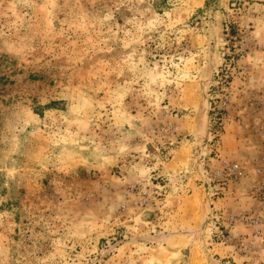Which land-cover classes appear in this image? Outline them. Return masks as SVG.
Segmentation results:
<instances>
[{
    "label": "rangeland",
    "instance_id": "obj_1",
    "mask_svg": "<svg viewBox=\"0 0 264 264\" xmlns=\"http://www.w3.org/2000/svg\"><path fill=\"white\" fill-rule=\"evenodd\" d=\"M262 198L264 0H0V264H264Z\"/></svg>",
    "mask_w": 264,
    "mask_h": 264
},
{
    "label": "crops",
    "instance_id": "obj_2",
    "mask_svg": "<svg viewBox=\"0 0 264 264\" xmlns=\"http://www.w3.org/2000/svg\"><path fill=\"white\" fill-rule=\"evenodd\" d=\"M225 249L222 250V252H224ZM226 253V252H225Z\"/></svg>",
    "mask_w": 264,
    "mask_h": 264
},
{
    "label": "built area",
    "instance_id": "obj_3",
    "mask_svg": "<svg viewBox=\"0 0 264 264\" xmlns=\"http://www.w3.org/2000/svg\"><path fill=\"white\" fill-rule=\"evenodd\" d=\"M234 168H236V166H234ZM262 199H264V198H262Z\"/></svg>",
    "mask_w": 264,
    "mask_h": 264
}]
</instances>
